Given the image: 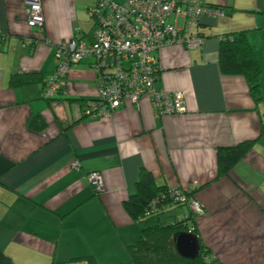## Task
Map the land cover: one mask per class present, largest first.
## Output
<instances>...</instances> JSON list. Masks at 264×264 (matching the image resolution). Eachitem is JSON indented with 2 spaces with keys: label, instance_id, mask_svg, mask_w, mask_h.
<instances>
[{
  "label": "crops",
  "instance_id": "obj_1",
  "mask_svg": "<svg viewBox=\"0 0 264 264\" xmlns=\"http://www.w3.org/2000/svg\"><path fill=\"white\" fill-rule=\"evenodd\" d=\"M40 3L41 31L27 25L22 0H0V250L13 264H133L128 246L140 227L122 205L146 171L157 185L193 192L203 214L191 225L217 264H264V0H205L224 17L196 26L203 43L156 52L155 88L183 92L187 113L156 116L143 96L105 119L83 113L97 98L91 59L69 69L53 100L42 96L56 47L91 42L92 1ZM240 32L260 69L258 102L243 77L219 69L220 37ZM245 141L250 150L218 176L217 150Z\"/></svg>",
  "mask_w": 264,
  "mask_h": 264
},
{
  "label": "built area",
  "instance_id": "obj_2",
  "mask_svg": "<svg viewBox=\"0 0 264 264\" xmlns=\"http://www.w3.org/2000/svg\"><path fill=\"white\" fill-rule=\"evenodd\" d=\"M27 11V25L42 30L40 0H22ZM89 15L94 21L92 40L87 43L69 38L56 47L55 68L48 77L43 98L53 99L62 88L69 69L91 59L97 98L86 104L84 115L105 119L129 103L138 105L147 96L156 116L187 113L183 92H166L155 88L157 81L156 52L173 45L193 49L203 38L192 32L203 19L217 21L222 10L205 0H91ZM25 44L27 39L24 40ZM74 164L72 169H76ZM87 180L101 189V177L91 173ZM174 201L186 203L195 215L203 214L193 197L181 191L172 193Z\"/></svg>",
  "mask_w": 264,
  "mask_h": 264
},
{
  "label": "trees",
  "instance_id": "obj_3",
  "mask_svg": "<svg viewBox=\"0 0 264 264\" xmlns=\"http://www.w3.org/2000/svg\"><path fill=\"white\" fill-rule=\"evenodd\" d=\"M218 64L223 75L243 77L247 82L252 99L255 102L261 100L260 69L244 32L220 37ZM25 79L19 81L14 79L12 83H25L27 82ZM45 84L46 82L43 84L44 89ZM31 124H34L35 127V118L31 119L29 126ZM38 127L40 130L43 125ZM262 135H264V127L261 128ZM252 144L253 141H245L234 147L218 149L217 175L226 176L231 168L243 159ZM176 191H181L188 198L193 196V192L188 189H171L165 185H157L150 173L146 171L139 173L134 193L122 205L131 220L140 227L138 239L128 246L133 264H217L210 252L203 246H200L198 257L192 261L180 258L176 253L173 236L181 232H191L195 235L191 221L197 217L192 211H189L190 213L185 219L176 220L166 225L161 223V216L165 212L188 207L186 203L174 201L171 195ZM0 264H13L1 250ZM59 264H96V262L91 256H85Z\"/></svg>",
  "mask_w": 264,
  "mask_h": 264
},
{
  "label": "water",
  "instance_id": "obj_4",
  "mask_svg": "<svg viewBox=\"0 0 264 264\" xmlns=\"http://www.w3.org/2000/svg\"><path fill=\"white\" fill-rule=\"evenodd\" d=\"M174 249L180 258L195 260L200 252L197 236L192 233L181 232L173 236Z\"/></svg>",
  "mask_w": 264,
  "mask_h": 264
},
{
  "label": "rangeland",
  "instance_id": "obj_5",
  "mask_svg": "<svg viewBox=\"0 0 264 264\" xmlns=\"http://www.w3.org/2000/svg\"><path fill=\"white\" fill-rule=\"evenodd\" d=\"M114 1H116V2H122V1H124V0H114ZM198 31V28L196 27V26H194L193 28H192V32L193 33H196ZM177 209H179V210H176V211H173V212H171V213H168V214H166V213H164L162 216H163V218L161 219V223L163 224V225H166V224H171V223H173V222H175V219H180V218H182V216H181V211L183 212H186V208L185 207H181V208H177ZM194 213V212H193Z\"/></svg>",
  "mask_w": 264,
  "mask_h": 264
},
{
  "label": "clouds",
  "instance_id": "obj_6",
  "mask_svg": "<svg viewBox=\"0 0 264 264\" xmlns=\"http://www.w3.org/2000/svg\"><path fill=\"white\" fill-rule=\"evenodd\" d=\"M187 233H191V232H187Z\"/></svg>",
  "mask_w": 264,
  "mask_h": 264
}]
</instances>
